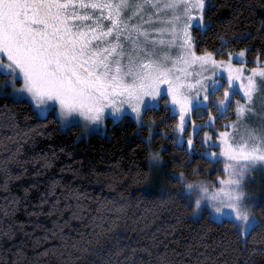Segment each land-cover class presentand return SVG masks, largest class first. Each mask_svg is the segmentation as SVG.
<instances>
[{
	"label": "snow or ice",
	"instance_id": "6c2138e0",
	"mask_svg": "<svg viewBox=\"0 0 264 264\" xmlns=\"http://www.w3.org/2000/svg\"><path fill=\"white\" fill-rule=\"evenodd\" d=\"M212 7L211 0H0V95L14 106L27 107L37 121L56 123L55 131L100 130L109 118L113 124L132 118L140 125L163 100L177 118L173 148L189 157L187 161L173 158V167L190 169L169 177L180 188L169 192L167 199L191 201L187 206L193 216L205 207L211 209L210 217L215 214L235 229L241 248L247 249L244 264H256L253 257L264 258V247L248 249L247 244L248 237L264 232V203L248 192V185L256 172L264 171V123H250L249 117L264 121V100L257 111V98L264 97V61L258 55L247 68L248 49L234 53L223 36L220 50L198 51V37L212 28L206 20ZM205 113L207 120L200 124L193 120L189 130L188 120ZM229 114L236 118L228 120ZM221 120L228 122L217 128ZM148 127L151 141L152 127ZM202 129L200 159L206 165H223L211 183L206 178L188 180V176L208 175L191 166L194 142ZM22 150L17 143L4 158L19 165L15 179L27 172L28 161L19 155ZM164 150L162 146L149 152V168L161 166ZM42 166H51L46 154ZM0 169L4 172L0 187L7 190L11 170L4 161ZM140 178L138 173L136 179ZM58 183L51 181L48 195L55 194ZM72 195L78 199L83 193L73 190ZM8 203L12 207H4L5 216L16 210L19 200ZM41 203H50V212L60 211L58 198ZM100 203L114 215L92 217L90 223L119 237L113 228L115 221L127 216L125 203ZM85 235L101 238L95 231L82 233L71 247L89 251L92 241ZM60 238L64 241L60 246L67 247L62 230Z\"/></svg>",
	"mask_w": 264,
	"mask_h": 264
},
{
	"label": "trees",
	"instance_id": "16d2710c",
	"mask_svg": "<svg viewBox=\"0 0 264 264\" xmlns=\"http://www.w3.org/2000/svg\"><path fill=\"white\" fill-rule=\"evenodd\" d=\"M211 3L206 20L212 28L203 38L198 37V51L220 50L219 37L223 36L231 51L248 49L249 64L258 55L264 60V0ZM242 35L247 39H235ZM231 118L229 114L228 120ZM191 119L202 123L207 115L194 114ZM228 120L219 121L217 128ZM152 123L157 132L148 143V126ZM176 124L177 118L161 100L156 111L144 115L140 125L131 118L118 124L108 119L104 135L81 138L80 127L55 131L56 123L37 121L27 107L14 106L10 98L0 95V161L7 163L13 177L7 190L0 187V264H244L247 249L241 248L230 223L212 219L207 211L193 216L187 206L191 201L167 199L169 192L180 188L170 183L169 177L182 170L190 171L173 167V158L189 160L171 143ZM17 143L23 145L20 157L28 161L27 172L20 179L14 178L21 171L19 165L14 160H4L15 151ZM162 146V164L154 172L149 168L148 154ZM196 146L203 149L199 143ZM200 152L193 151L191 166L208 175L188 176V180L206 178L211 183L222 172V164H204ZM45 154L51 161L49 167L42 166ZM138 173L141 178L137 180ZM145 174L147 178H143ZM53 180L59 183L55 194L48 195ZM3 183L4 172L0 169V184ZM262 187L259 193L264 196V183ZM73 190L83 195L77 199ZM14 198L19 200L16 210L5 216L3 209L11 208L8 201ZM57 198L60 211L50 212L51 204L41 203ZM102 200L125 203L127 216L115 221L113 228L119 237L103 233L90 223L92 217L114 215L102 206ZM254 214L259 217L258 211ZM61 230L67 237V247L60 246L64 244ZM5 231L10 235H4ZM92 231L100 233L101 238L85 235L92 241L89 251L71 247L74 239ZM248 241V249L264 247V232L248 237ZM253 259L256 264H264L260 256Z\"/></svg>",
	"mask_w": 264,
	"mask_h": 264
},
{
	"label": "rangeland",
	"instance_id": "374dc122",
	"mask_svg": "<svg viewBox=\"0 0 264 264\" xmlns=\"http://www.w3.org/2000/svg\"><path fill=\"white\" fill-rule=\"evenodd\" d=\"M224 58H226V57H224ZM217 59H221V58H217ZM244 60H245V63H246L247 68H251L253 66L254 62H255L254 61L252 64H249L248 63V60L246 59V56H245ZM261 61H264V60H261ZM162 87H166V86H163L162 85ZM165 95H166V93H165ZM237 98H239V97H237ZM261 100H264V97H258L257 98V111L258 112L261 110V107H260ZM159 104H160V102H159ZM159 104H158V106H159ZM235 118L236 117L232 114V118L230 120H234ZM109 120L113 123V121L110 118H109ZM132 120L135 123H137L135 121V119H132ZM226 122H228V121L223 122V124L226 123ZM249 122L250 123H254V124H258V125L261 124V123H264V121H262L259 116H255V115H250ZM196 124H200V123H196ZM149 125H151V127H152V138H153L154 135L156 134L157 130L155 129L153 123L152 124H149ZM191 126H192V119L190 118L188 120V128H189V130H191ZM207 130L208 131H213V132L216 131V129H207ZM105 131H106V124H105L104 128L103 129H100V130H92V131H89L87 129L81 128L80 137L81 138H86V137H88L91 134L104 135L105 134ZM204 131H205L204 129L200 130L199 135L196 136V141L194 142V146H193L194 147V150H198V151H201V152L203 151V149H199L196 145L202 139ZM187 137H188V133L186 132V133H184V146L185 147H187V143H186ZM147 141H148V143H150V141L148 139H147ZM158 150H160V149H158ZM158 150H153L151 152H155V151H158ZM160 163L162 164V160H161ZM152 168H154L153 169L154 172H157L160 167L153 166ZM222 171H223V165H222ZM262 179H264V171H258V172H256L254 174V177L251 179V181H250V183L248 185V192L250 194L254 195L257 198V202L258 203H264V196H262L259 193L263 189L262 185H263L264 182L262 181ZM193 196H195V193H193ZM202 211H207L208 214H209V216H210L211 209L205 207L204 209H202ZM211 218L214 219V220H217V221L222 219V218L216 217L215 214H212Z\"/></svg>",
	"mask_w": 264,
	"mask_h": 264
}]
</instances>
